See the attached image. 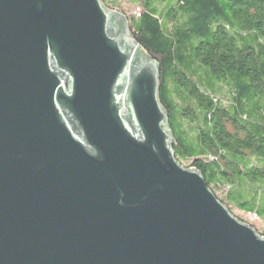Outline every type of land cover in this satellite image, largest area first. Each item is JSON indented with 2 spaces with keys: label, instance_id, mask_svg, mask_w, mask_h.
<instances>
[{
  "label": "water",
  "instance_id": "water-1",
  "mask_svg": "<svg viewBox=\"0 0 264 264\" xmlns=\"http://www.w3.org/2000/svg\"><path fill=\"white\" fill-rule=\"evenodd\" d=\"M140 50L101 0H0V264H264Z\"/></svg>",
  "mask_w": 264,
  "mask_h": 264
},
{
  "label": "trees",
  "instance_id": "trees-1",
  "mask_svg": "<svg viewBox=\"0 0 264 264\" xmlns=\"http://www.w3.org/2000/svg\"><path fill=\"white\" fill-rule=\"evenodd\" d=\"M128 1L141 8L133 40L161 68L177 159L264 218V0Z\"/></svg>",
  "mask_w": 264,
  "mask_h": 264
},
{
  "label": "rangeland",
  "instance_id": "rangeland-1",
  "mask_svg": "<svg viewBox=\"0 0 264 264\" xmlns=\"http://www.w3.org/2000/svg\"><path fill=\"white\" fill-rule=\"evenodd\" d=\"M103 4L110 10H115L122 15L125 14L120 10H124L127 14H125L127 17L129 15H134L138 14L141 10L139 4H133L128 0H101ZM167 3V1H166ZM113 7V8H110ZM133 39V37H132ZM141 51V50H140ZM144 53L143 51H141ZM226 91L225 88H223V92ZM225 94L222 93V97ZM227 96V94L225 95ZM180 163L185 167V168H191V161H180ZM214 192L216 196L220 199L225 197V191L222 188H216L213 187ZM229 210L239 219L243 220L249 225H253V227L256 229V231L261 234L264 231V218L258 217L255 213H250V212H245L241 210L238 206L236 205H227ZM261 232V233H260Z\"/></svg>",
  "mask_w": 264,
  "mask_h": 264
}]
</instances>
